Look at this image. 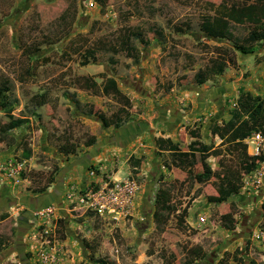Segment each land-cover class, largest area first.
I'll list each match as a JSON object with an SVG mask.
<instances>
[{
  "label": "rangeland",
  "instance_id": "rangeland-1",
  "mask_svg": "<svg viewBox=\"0 0 264 264\" xmlns=\"http://www.w3.org/2000/svg\"><path fill=\"white\" fill-rule=\"evenodd\" d=\"M103 2L100 7L95 0H0V159L25 160L20 183L10 182L18 202L0 213V264H48L33 250V218L17 229L18 216L29 208L26 196L39 194L61 166L100 138H110L115 126L130 119L171 120L203 102H208V114L194 117L219 125L230 114L238 90L264 94V39L242 52L226 38L208 37L199 29L202 17L241 0ZM226 27L241 40L251 25L222 18L219 31ZM226 50L233 52L235 63L212 74L209 69L225 58ZM197 70L206 78L200 84ZM107 76L115 80L119 95L101 92ZM9 115L25 121L5 130ZM176 132L182 139L185 129ZM207 136L214 145V137ZM230 148L221 146L208 164L216 173L236 175L241 184L254 160ZM182 173L171 168L170 187L154 174L144 195L145 175L137 176L136 198L116 220L58 209L56 264L264 263L261 190L241 188L227 200L207 205L192 196L179 179ZM216 185L213 175L202 186L204 199L216 194ZM157 186L170 191L171 209L162 216L153 202ZM226 211L232 212L230 230L219 224V214ZM194 246L204 251L201 259L189 256Z\"/></svg>",
  "mask_w": 264,
  "mask_h": 264
},
{
  "label": "crops",
  "instance_id": "crops-1",
  "mask_svg": "<svg viewBox=\"0 0 264 264\" xmlns=\"http://www.w3.org/2000/svg\"><path fill=\"white\" fill-rule=\"evenodd\" d=\"M200 113L204 115L208 114V102L196 103L192 110L186 113L178 112L177 116L171 120H168L165 117H163L162 120L158 119L159 117H156L153 122H145L141 120L133 121L130 119L124 124L115 126L110 133L112 134L110 135V138L112 139L100 138L96 142L88 145V147L78 154V156H75L72 160H69V162H66L65 165L61 166L54 181L44 186L39 194L26 196L27 203L25 204H27V207L29 208L23 210L18 216L17 229L19 230V227H24L26 220L30 221L32 218L31 212H33L36 207L47 203H53L61 210L60 213L63 212V208L67 210V202L63 196L66 186L69 183H73L78 188H83L91 181L100 182L106 180L107 177L122 178L126 172H130L136 175V177L143 174L145 175L143 185L144 192H142L144 195L145 190H147L150 184L148 182L154 174L158 176L161 174V180L164 181L166 186H170L172 183V180L170 179L172 177L171 168L180 170V172L183 171L185 174L182 173L183 176H180L181 178L179 179H182L184 184L187 183L192 192L197 187H200V192L195 198H200L206 201L208 205L206 196L204 199V193H201V189H203L202 186L208 181L197 183L192 180L191 174L194 172V168L192 165H187L188 159L178 161L174 155L172 157L170 156V153L172 152L170 145L172 144H176L178 151H186L187 144L191 140L196 139L204 144L211 143L209 141L210 138L208 140V134L214 137V147L217 145V141H221L218 136L210 133L208 117H194L196 114L200 115ZM191 115H193L192 118ZM228 118L229 115L224 121ZM190 120L191 126H187L186 128V123ZM195 120L198 122L193 124ZM195 127H198V130ZM183 128L185 129V133L182 135V139H179V133L176 131ZM157 138H168L169 141H156ZM216 138H218V140H216ZM226 144L228 143L225 142L222 145H218L221 147ZM2 156H4V154H2L1 157ZM209 157L210 156H207L205 158L207 163ZM132 161L138 162V166H130L129 163ZM174 162L176 165H174ZM97 164H104L106 169H104L103 172L98 173L96 176H88L85 173L86 167L88 165ZM120 172H123L124 175L120 176ZM0 177V213L2 214L7 210H10L13 204L18 202V197L15 194V190H12L13 186L10 185L11 181L4 176ZM240 189L241 187H239L238 192ZM12 212L13 211H11V213ZM11 213H9V215H11ZM9 215H2L1 219H4Z\"/></svg>",
  "mask_w": 264,
  "mask_h": 264
},
{
  "label": "trees",
  "instance_id": "trees-1",
  "mask_svg": "<svg viewBox=\"0 0 264 264\" xmlns=\"http://www.w3.org/2000/svg\"><path fill=\"white\" fill-rule=\"evenodd\" d=\"M100 7L104 6V0H95ZM222 18L227 19L229 22L234 24L248 23L251 27L248 29L246 35L239 40L234 36L230 30L226 27L219 31L220 23ZM264 0H251L248 1L241 0L239 4L230 3L227 6L222 7L220 10H215L212 15L204 16L199 22V29L208 37H224L229 40L236 49L242 52L250 49L251 44L264 39ZM138 34V33H137ZM135 34V35H137ZM157 35H160L157 32ZM141 42V38H139ZM145 41V40H144ZM241 41V42H239ZM146 43V42H144ZM234 56L231 50H226L225 58H219L216 63L209 69L212 74H220L224 70L227 64H234ZM208 72V70H207ZM202 70H197L195 72L196 83L200 84L206 80L205 75H203ZM101 92L106 93L111 90L113 94L119 95L120 91L116 86L115 80L111 76L104 78L101 87ZM3 88L0 87V95L2 96ZM127 101V99H126ZM9 119L4 124L5 130H10L19 127L24 121L23 117H13L8 116ZM117 122H120L117 117H115ZM3 129V130H4ZM210 133L218 136L221 141L219 145L227 142L226 146L231 148L229 152L237 151L238 155L242 158L254 160L252 156L246 153V145L243 143L242 139L246 137L252 130H260L264 133V94H251L245 90H238L235 98V106L231 109L229 118L226 121H222L219 125L211 124L209 127ZM156 141H169L168 138H157ZM87 145V144H86ZM213 146L212 143L204 144L198 140H191L187 144L186 151H178L176 144L170 145L172 152L170 156L174 157L178 161H184L188 159L187 165H192L193 168L197 166V170L191 174L192 180L197 183H204L209 181V179L215 175L217 179L216 194L206 195V200L212 203H221L227 200L231 195L238 193L240 183L236 175H225L224 172H215L211 169L210 165L205 161L207 156H218L220 154V146ZM234 150V151H233ZM68 153H72L68 151ZM25 152L24 155H27ZM241 159V158H240ZM175 163V162H174ZM176 165V163L174 164ZM195 165V166H194ZM248 166L245 165L244 169ZM249 170L251 169L248 168ZM161 178V174L157 176V179ZM170 187V186H168ZM169 188L166 186L159 188L157 186L156 192H154L153 202L156 205L157 215H166L169 208ZM200 192V187L194 189L192 196L195 197ZM264 209V206L262 205ZM183 207L181 211H185ZM155 214V215H156ZM60 219V218H59ZM233 223L232 212L226 211L219 214V224L224 229H231L230 226ZM247 243V242H246ZM233 252H237V248H234ZM239 253V251L237 252ZM188 254L193 259H201L204 256V251L200 246L190 247L188 249ZM227 252H224V255ZM233 257V254L231 256ZM221 261V260H220ZM217 264H219L217 262ZM250 264H255L250 261ZM264 264V263H256Z\"/></svg>",
  "mask_w": 264,
  "mask_h": 264
},
{
  "label": "built area",
  "instance_id": "built-area-1",
  "mask_svg": "<svg viewBox=\"0 0 264 264\" xmlns=\"http://www.w3.org/2000/svg\"><path fill=\"white\" fill-rule=\"evenodd\" d=\"M234 105V102L232 103ZM246 152L254 159L253 167L241 177L243 189L261 190L264 194V133L252 130L242 139ZM25 160H0V176L12 183L18 184L19 173L25 168ZM106 169L104 164L90 165L85 169L88 176H96ZM140 182L136 175L126 172L122 178L107 177L103 181H91L86 187L78 188L69 183L64 191L67 211H81L102 219L116 220L124 216L130 209L132 201L139 191ZM58 207L53 203L34 208L32 212L34 229L30 233L33 250L37 258L48 264H56L58 239L55 225L58 217ZM261 232H257V237Z\"/></svg>",
  "mask_w": 264,
  "mask_h": 264
},
{
  "label": "clouds",
  "instance_id": "clouds-1",
  "mask_svg": "<svg viewBox=\"0 0 264 264\" xmlns=\"http://www.w3.org/2000/svg\"><path fill=\"white\" fill-rule=\"evenodd\" d=\"M235 106V100H234V105H233V107ZM247 153V152H246ZM88 166H90V165H88ZM240 187L242 188V186H241V184H240Z\"/></svg>",
  "mask_w": 264,
  "mask_h": 264
}]
</instances>
